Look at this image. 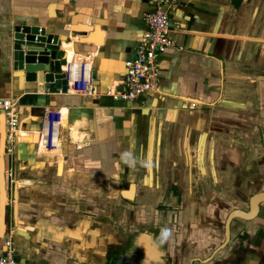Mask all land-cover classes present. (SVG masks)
Returning a JSON list of instances; mask_svg holds the SVG:
<instances>
[{
  "label": "crops",
  "instance_id": "0c3cea01",
  "mask_svg": "<svg viewBox=\"0 0 264 264\" xmlns=\"http://www.w3.org/2000/svg\"><path fill=\"white\" fill-rule=\"evenodd\" d=\"M150 11L145 0H0V100L16 119L9 135L0 116V255L8 235L24 264H142L135 244L148 234L168 264H264V204L231 222L218 251L227 215L264 192V0H178L156 92L115 100ZM17 26L56 36L61 72L73 81L84 64L96 95L26 81ZM48 109L62 112L51 151Z\"/></svg>",
  "mask_w": 264,
  "mask_h": 264
},
{
  "label": "built area",
  "instance_id": "2783aa9c",
  "mask_svg": "<svg viewBox=\"0 0 264 264\" xmlns=\"http://www.w3.org/2000/svg\"><path fill=\"white\" fill-rule=\"evenodd\" d=\"M151 6V11L145 16L144 31L137 44L135 54L125 64V73L122 79L121 89L112 97L115 100L132 102L142 95L156 92L158 88V64L159 58L171 47L169 39V14L176 6L178 0H145ZM42 29L38 28V34ZM66 92L83 97L96 95L95 86L89 75L85 74V65H81L80 77L70 81L66 76ZM109 94V92H108ZM0 113H4L8 123L9 134L16 130L15 109L9 100H0ZM61 110H45L44 119L49 125L47 138L45 139L46 151L53 149L54 126L61 121ZM40 147V146H39ZM13 244L8 238L0 255V264H20L15 259Z\"/></svg>",
  "mask_w": 264,
  "mask_h": 264
},
{
  "label": "water",
  "instance_id": "95a60500",
  "mask_svg": "<svg viewBox=\"0 0 264 264\" xmlns=\"http://www.w3.org/2000/svg\"><path fill=\"white\" fill-rule=\"evenodd\" d=\"M13 36L12 60L15 70L23 71L26 81L36 82L43 89L55 92L56 89L66 92V74L61 72V67L68 63L64 58H58L59 45L56 36H46L42 30L38 34V28L27 26H17ZM3 116V113H0ZM4 119H0V138L2 152H6V142L8 131L1 126ZM8 123L6 121V127ZM5 127V128H6ZM264 204V192L254 194L249 198V209L247 212L242 210L231 211L224 222V241L218 247V251L225 248L229 242L230 225L234 219L245 221L254 220L258 213L260 205ZM9 236L4 237L5 242ZM136 248L141 254L142 264H168L165 262L164 255L158 245L153 242L152 236L141 234L138 237ZM16 261L24 264V260L15 256ZM206 262V261H205Z\"/></svg>",
  "mask_w": 264,
  "mask_h": 264
},
{
  "label": "rangeland",
  "instance_id": "374dc122",
  "mask_svg": "<svg viewBox=\"0 0 264 264\" xmlns=\"http://www.w3.org/2000/svg\"><path fill=\"white\" fill-rule=\"evenodd\" d=\"M155 199H156V198H155ZM163 199L166 200L167 198H158L157 201H158V200H159V201H162ZM160 208H161V207L158 206V209H160Z\"/></svg>",
  "mask_w": 264,
  "mask_h": 264
},
{
  "label": "bare ground",
  "instance_id": "6f19581e",
  "mask_svg": "<svg viewBox=\"0 0 264 264\" xmlns=\"http://www.w3.org/2000/svg\"><path fill=\"white\" fill-rule=\"evenodd\" d=\"M10 135V134H9Z\"/></svg>",
  "mask_w": 264,
  "mask_h": 264
}]
</instances>
